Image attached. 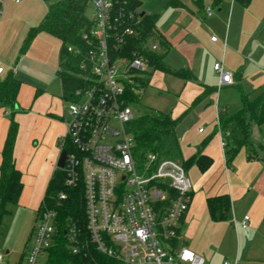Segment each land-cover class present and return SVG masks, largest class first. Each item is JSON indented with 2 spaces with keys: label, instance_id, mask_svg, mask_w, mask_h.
Segmentation results:
<instances>
[{
  "label": "crops",
  "instance_id": "crops-1",
  "mask_svg": "<svg viewBox=\"0 0 264 264\" xmlns=\"http://www.w3.org/2000/svg\"><path fill=\"white\" fill-rule=\"evenodd\" d=\"M181 1V7L162 10L156 23L158 36L148 45L156 44L155 50L149 49L167 66L184 73L148 68L152 74L147 88L166 100L159 111L179 119L176 133L182 160L194 158L187 165L192 200L180 228L181 238L206 264L216 259L221 264H264V157L250 158L242 147L227 162L222 133L216 127L221 111L233 115L242 108L245 96L264 93V3ZM164 2L152 1L147 10H160ZM208 8H212L210 15ZM48 10L45 0L0 4V64L4 67L0 79L13 76L22 82L15 107L0 105V167L13 119L18 123L14 159L23 182L19 202L8 204L9 212L0 221L4 264L24 262L39 207L57 168L60 137L67 128L59 75L61 41L46 31L30 36ZM215 63H222L232 74L221 87ZM256 129L252 137L264 147V124ZM205 158L210 163L202 168ZM223 195L229 197L230 210L216 221L207 201ZM245 215L250 216L249 225L242 228ZM9 224L15 226L13 235H9ZM12 255L19 260L11 262Z\"/></svg>",
  "mask_w": 264,
  "mask_h": 264
},
{
  "label": "built area",
  "instance_id": "built-area-1",
  "mask_svg": "<svg viewBox=\"0 0 264 264\" xmlns=\"http://www.w3.org/2000/svg\"><path fill=\"white\" fill-rule=\"evenodd\" d=\"M91 9L92 27L81 35L86 47L67 48L79 58L77 75L85 84L74 91V99L65 101L67 128L60 137L61 150L68 142L72 146L65 167L60 168L66 173L65 183L76 186L81 180L83 184L90 242L123 264H206L180 234L192 200V181L184 161L154 152L142 161L134 155L136 141L128 124L137 115L124 93L148 65L135 53L125 54V46L136 35L140 18L117 7L115 0H91ZM211 13L208 8L207 14ZM211 39L216 41L217 36ZM151 47L156 49V44ZM214 69L220 87L230 82L232 74L222 63H215ZM3 72L0 64V75ZM219 131L225 148L229 132ZM66 196L59 192L58 201ZM249 219L244 216L242 228L248 227ZM56 229V209H43L23 264H42ZM78 232L76 224L70 223L67 237L73 252L79 249ZM3 258L0 252V264Z\"/></svg>",
  "mask_w": 264,
  "mask_h": 264
},
{
  "label": "trees",
  "instance_id": "trees-1",
  "mask_svg": "<svg viewBox=\"0 0 264 264\" xmlns=\"http://www.w3.org/2000/svg\"><path fill=\"white\" fill-rule=\"evenodd\" d=\"M49 2V10L40 25L31 29L30 36L39 31H46L61 41L59 52V75L62 84V98L64 101L74 99V91L83 86L85 81L77 75L79 58L68 51V46L75 48L86 47L81 35L92 27L91 0H45ZM155 0H115L117 7L124 8L127 12H133L139 16L140 21L136 26L137 33L127 39L125 54L133 53L142 57L149 69H161L168 72L183 74L167 66L160 55L152 52L145 44L158 36L156 23L161 12L169 7H181V0H165L160 10L148 11V3ZM223 0H214L219 5ZM248 5L251 0H238ZM139 10V13H137ZM141 13H143L141 15ZM182 72V73H181ZM152 71L145 70L141 76L134 79L125 87L124 98L127 104L142 101L145 90L150 85ZM191 74V73H189ZM22 82L9 76L0 79V105L14 108ZM179 119H174L168 112L149 110L135 117L129 124L128 130L134 135L136 146L134 155L139 161L145 159L147 153H157L162 158L182 159V150L176 133ZM264 124V93L255 98L245 96L242 108L233 115H227L224 111L219 114L217 130L221 129L226 136L225 155L230 163L238 151L244 147L249 157L253 155L255 143L252 139L253 126L261 127ZM18 134V123L12 119L11 127L2 152V164L0 167V221L9 212L8 204L19 202L22 190V174L16 167L14 159V146ZM209 140L207 137L202 145ZM65 148L70 151L72 146L68 142ZM194 158L184 161L187 165ZM200 161V160H199ZM198 161V162H199ZM201 162V161H200ZM199 162V163H200ZM210 159L205 158L200 163L206 168ZM66 173L56 168L47 185L43 201L39 207L38 215L45 208L56 209L57 229L53 245L48 249L47 257L42 264H123L122 262L102 254L95 245L90 242V234L87 228L85 206L83 199V184L69 186L65 183ZM67 194L64 200L58 201L59 192ZM208 209L213 220H221L230 210L228 196L211 197L207 201ZM37 215V216H38ZM74 222L79 230L77 252H73L68 241L67 233L69 224Z\"/></svg>",
  "mask_w": 264,
  "mask_h": 264
},
{
  "label": "rangeland",
  "instance_id": "rangeland-1",
  "mask_svg": "<svg viewBox=\"0 0 264 264\" xmlns=\"http://www.w3.org/2000/svg\"><path fill=\"white\" fill-rule=\"evenodd\" d=\"M259 1L264 3V0H259ZM91 11H92V9H90V13H91ZM145 46H147L148 48H151V50H155L151 46L148 45V42L145 44ZM59 88H61V87H60V83L58 82L56 90L59 91ZM166 104H167V102H166L165 99L160 98L159 94H155L154 91L149 88V89H147L144 92L143 97H142V101L132 103V106H133V108L135 110V114L137 116H139V115H142V114L146 113L149 110H161L162 108H165ZM230 108H231L230 111L232 112L233 111V107L231 106ZM64 116H65V118H68V112L67 111L65 112ZM40 123H42V122H40ZM256 127L257 126H253L252 133L254 132V130H257ZM252 139H253V137H252ZM253 143H255L254 149L256 148V150H254V152H253V155L255 157H259V158L264 157V147L261 144H257L259 142H255L254 139H253ZM17 218L18 217H16L15 220ZM36 221H37V218H36ZM14 228H15V226H13V224L12 225L9 224V229H8L9 235H13L14 234V232H13ZM32 229L30 228V230H32ZM28 242H29L28 243V245H29L31 240L29 239ZM44 259L45 258H42L40 260V262L43 263ZM15 260H19V259H17V257H14V255H12L11 262H14ZM213 264H221L220 259H216V261Z\"/></svg>",
  "mask_w": 264,
  "mask_h": 264
},
{
  "label": "water",
  "instance_id": "water-1",
  "mask_svg": "<svg viewBox=\"0 0 264 264\" xmlns=\"http://www.w3.org/2000/svg\"><path fill=\"white\" fill-rule=\"evenodd\" d=\"M137 13H139V10H137ZM143 13H141L142 15ZM68 158V155H67V149L66 148H63L61 151H60V154H59V157H58V161L56 163V166L57 168H64L65 167V164H66V160ZM179 248V247H178Z\"/></svg>",
  "mask_w": 264,
  "mask_h": 264
}]
</instances>
